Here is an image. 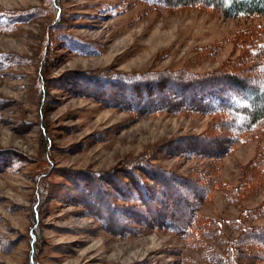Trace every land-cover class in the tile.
Listing matches in <instances>:
<instances>
[{"label":"rangeland","instance_id":"374dc122","mask_svg":"<svg viewBox=\"0 0 264 264\" xmlns=\"http://www.w3.org/2000/svg\"><path fill=\"white\" fill-rule=\"evenodd\" d=\"M0 15V264H209L204 249L168 231L124 239L102 230L74 202L77 188L69 176L78 180L83 173L128 168L130 161L149 156L175 173L205 172L214 187L201 214L235 220L264 202L263 190L239 210L225 194L240 185L262 145L245 134L220 161L171 157L161 153L163 146L208 132L213 119L191 113L140 117L107 107L89 96L95 91L78 87L86 82L84 72L222 71L242 54L244 38L264 44V19L142 0H0ZM216 82L205 87H233ZM45 186L49 190L42 193ZM182 212L188 214L186 208ZM248 226H264V219ZM237 235L225 230L210 245L226 254Z\"/></svg>","mask_w":264,"mask_h":264},{"label":"trees","instance_id":"16d2710c","mask_svg":"<svg viewBox=\"0 0 264 264\" xmlns=\"http://www.w3.org/2000/svg\"><path fill=\"white\" fill-rule=\"evenodd\" d=\"M142 1L168 9L205 7L226 18L264 19V0ZM2 19L0 15V23ZM240 43L242 54L222 71L203 75L183 71L131 75L84 72L81 80L86 82H81L78 89H91L95 93L89 96L99 97L107 107L127 110L140 117L191 113L213 119L208 132L176 138L163 146L161 153L171 157L220 161L233 151L243 135L250 134L262 147L250 161L240 185L227 187L225 192L227 202L242 210L251 196L264 190V44L252 45L248 38ZM180 78L183 82H179ZM220 79L233 87L218 90L205 87ZM251 82L258 86H252ZM75 84L71 81L72 87ZM154 161L155 158L143 155L130 161L128 168L120 166L93 176L83 173L78 180L69 176L71 186H75L73 191L77 188L74 202L102 230L118 238L164 230L180 236L193 249H204L209 264H239L241 259L264 264V226H248L264 219V202L242 211L235 220L207 218L201 210L210 199L214 185L206 173L179 174L157 166ZM42 189V193L49 190L46 186ZM95 202L98 209L92 207ZM39 203L33 209L35 219L39 218ZM183 208L188 214L182 212ZM225 230L238 235L226 244L229 246L226 254L217 253L210 243L213 245ZM32 238L34 245L37 241L34 233Z\"/></svg>","mask_w":264,"mask_h":264}]
</instances>
